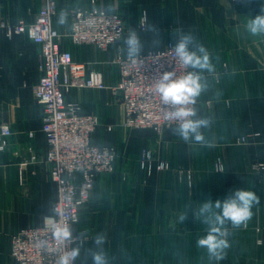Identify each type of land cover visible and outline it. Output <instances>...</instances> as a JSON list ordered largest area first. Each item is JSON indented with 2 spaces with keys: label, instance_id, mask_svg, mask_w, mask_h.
Returning a JSON list of instances; mask_svg holds the SVG:
<instances>
[{
  "label": "crops",
  "instance_id": "obj_1",
  "mask_svg": "<svg viewBox=\"0 0 264 264\" xmlns=\"http://www.w3.org/2000/svg\"><path fill=\"white\" fill-rule=\"evenodd\" d=\"M55 1L52 26L63 33L70 27L69 10L91 5V0ZM95 3L121 15L124 34L107 49L87 43L74 44L69 38L67 42L61 40V47L71 52L74 61L84 63L87 71L101 72L104 82L113 85L118 81L119 71L111 59L117 53L126 54L123 39L130 31L134 30L139 36L142 52L162 48L167 40L176 42L181 33L193 34L195 44L207 49L213 65V71L201 73L207 89L195 104L197 117L210 121L208 127L201 129L205 141L222 144L234 134L258 128L259 137L255 140L264 158V35L252 36L245 27L247 20L264 7V0H95ZM40 4V0H0V19L32 21ZM62 13L65 23L60 24ZM142 13L146 15L145 29L137 26ZM0 31L5 37H0V45L3 40V47L10 50L5 62L0 50V94L11 97L6 101L11 111L0 120L11 127L7 146L0 151V264H12L11 234L41 223L42 215L52 209L56 187L49 177L48 166H37L44 161L46 151L41 131L43 108L32 95V87L41 74L39 47L25 35L7 38L4 31ZM65 99L79 102L82 112L98 116L99 127L105 129V134L97 136L96 131L92 135L94 143L112 145L106 141L117 140L120 135L123 139L124 130L119 125L118 130H112L113 119L118 117L120 121L122 111L108 89L72 87L65 91ZM162 129L164 132L158 140L150 137L156 157L169 160L173 165H185L194 150L200 152L198 147L192 146L197 144L194 140L186 142L173 129ZM31 153L36 154L38 162L24 165L23 161ZM145 174L139 168H115L113 172L102 171L97 175L87 203L79 209V212L83 209V222L87 224L84 226L89 231L82 253L99 251L94 241L102 234L105 242L101 247L108 264H141L140 256L146 252L148 256L157 257L151 259L150 264H170L171 257L178 251L173 236L166 232V224L185 214V202L180 199L173 204L172 186L179 181L172 168L154 170L149 182L143 183ZM260 180L259 203L253 206L252 216L247 221L250 228L258 225L260 232L250 229L252 231L234 232L233 236L242 234L247 248H253L263 257L264 171ZM258 237L262 240L260 244L256 243ZM231 254H236L235 248Z\"/></svg>",
  "mask_w": 264,
  "mask_h": 264
},
{
  "label": "built area",
  "instance_id": "obj_2",
  "mask_svg": "<svg viewBox=\"0 0 264 264\" xmlns=\"http://www.w3.org/2000/svg\"><path fill=\"white\" fill-rule=\"evenodd\" d=\"M40 8L32 21L19 18L15 22L0 19V29L7 38L25 35L39 47L40 76L33 85L36 102L43 108L41 131L46 140L44 162L56 187V199L49 213L39 225L23 227L10 236L12 264H57L60 256L73 248V236L57 241L53 231L57 225H72L77 221L80 207L90 196L97 175L113 171L117 153L112 145L92 142L98 116L82 112L77 101L66 100L65 91L72 87L108 89L120 103L122 124L128 128H151L177 125L164 119V106L155 91L156 78L165 71L177 75L188 71L176 62L174 44L167 40L162 48L147 50L133 61L126 54L117 53L111 59L119 71L113 85L104 82L101 72L88 70L82 62L74 61L71 52L61 47V34L52 26L56 13L55 0H40ZM138 28L145 29L146 15L139 17ZM124 34L123 19L116 11H108L91 0L89 7H74L70 12V27L66 36L74 44H93L105 49L118 42ZM195 105H189L194 107ZM111 127L108 126V129ZM11 127L0 122V151L7 146ZM31 136V131L28 132ZM149 149H142L139 159L147 173L166 169L164 160L152 161ZM35 153L29 160L34 161ZM24 160L23 164H26ZM41 241L46 244L41 246ZM73 264H78L76 261Z\"/></svg>",
  "mask_w": 264,
  "mask_h": 264
},
{
  "label": "rangeland",
  "instance_id": "obj_3",
  "mask_svg": "<svg viewBox=\"0 0 264 264\" xmlns=\"http://www.w3.org/2000/svg\"><path fill=\"white\" fill-rule=\"evenodd\" d=\"M73 8L74 7H72L69 10V14ZM60 34L62 35L61 40L67 42L68 37L66 36V32L64 33L60 32ZM0 37L5 39L1 31H0ZM3 43H4L3 40H1L2 45H0V50H2V55L4 56V62H5V60H7L6 56L7 54H9L10 50L7 49L6 47H3ZM108 47L109 46H107V48ZM0 73H1V69H0ZM10 98L11 97L9 95L0 94L1 121L3 120L2 118L6 115H9V111H11L10 105H7L6 102L7 99ZM117 119L118 117L113 119L115 127H113L112 130L115 131L118 130L119 127H121L124 130V133L122 134L123 139L119 138L121 136L120 135L118 136L117 140L112 139L111 141H106L112 144V146L115 148L117 153V157H116L117 162L115 161V166L113 171L115 170V168L142 169L139 164L141 149H149L153 153L154 141H150V137H156V140H158V138L161 137L164 130L161 129L160 131H153L144 127L128 128L121 123L122 119L119 118L120 121H118ZM98 124L99 125L96 126L92 135L97 131V136H103V134H105V129L99 127L100 126L99 120H98ZM176 127L177 125H171L168 126L167 128L174 130ZM259 132L260 131L258 128H254L252 129L251 132L237 133L232 135L222 144L207 142V144L210 146H203L199 143L197 144L193 143L192 146L198 147L200 152L194 150L189 155L190 162L189 163L187 162L188 163V164L186 163L187 165L186 164L180 165L179 163L178 164L175 163L173 165L172 163L169 162V160L167 161L165 159L156 157L155 156L156 153L154 152L155 154H153L154 157L152 161L154 162H157L159 160L166 161L168 167L163 170L172 168L174 174H176L177 181H179V183L176 182L175 186H172L173 204L179 203L181 199L183 202H185V206H186L185 211L183 210L185 214L181 213V215H186L187 219L180 221L179 216H177L174 218L175 220L173 219L172 223L166 224V232L171 236H173V240H174L173 244L178 251L177 255H173L171 257L170 262L168 263L170 264H264V256L263 257L259 256V253H257V251H255L253 248L248 249L247 241L244 240L242 234L235 233V235L233 236L234 232L242 233L244 230H248V231L253 230L259 233L260 231L258 225H252V228H250L249 224L245 222L239 227H233L230 222L226 223L225 227L229 232L227 239L229 241L230 246L228 249L225 250L226 254L224 259L220 261H215L209 259L206 249L198 248L196 245V239L199 236L206 235V230L208 225L200 221H197L192 214L204 201L206 200H211L213 202H215L216 200L223 201L231 194L233 190L237 188L251 190L255 192L260 198L259 184L261 182L260 180L261 171H264V158H261L260 156V152H259L260 145L258 143V140H255L259 137ZM149 141L151 145H148ZM29 156L30 155H28V158ZM31 162L36 163L38 162V160L35 159L34 161H31L28 159L26 161V164ZM38 163L39 164L37 166L39 167L44 168L45 167L44 164L47 166V164L44 161ZM154 170L161 171L162 169L159 170L154 169ZM144 172L146 174L142 177L141 182L143 183L149 182V175H151L152 172L151 173H147L146 171ZM173 211H176V209L173 208ZM82 214H83V209H81V212H79L78 219L72 226L73 228L71 229V231H73L72 245L73 248L75 247L80 248V255L77 257L78 258L77 261L79 262V264H92L91 254L82 253V249H83L82 244L86 241V238H89L88 235L89 231L84 226V225L87 226V224H84ZM44 215H42V217ZM153 226L157 227V225H153ZM150 228L152 229V227H150L149 225V230ZM261 242H262L261 238L259 237L256 238V243L260 244ZM233 248H235L236 251L235 255L231 254ZM239 252L240 254H238ZM89 253H91V250L89 251ZM144 255L141 254L140 256L141 264H150L151 259L152 261L157 259V257L148 256L147 252ZM83 261L85 263H83Z\"/></svg>",
  "mask_w": 264,
  "mask_h": 264
},
{
  "label": "clouds",
  "instance_id": "obj_4",
  "mask_svg": "<svg viewBox=\"0 0 264 264\" xmlns=\"http://www.w3.org/2000/svg\"><path fill=\"white\" fill-rule=\"evenodd\" d=\"M111 10V9H110ZM59 23H65V14L62 13ZM246 30L252 36L264 35V7L259 14L251 16L246 22ZM195 37L191 33H181L174 44V54L176 62L184 68L199 71H188L186 74L177 75L176 71H165L155 80V91L159 96L161 104L164 106V119L177 121L174 129L184 141L194 140L203 146H210L205 141L202 128L209 126L210 121L197 117L195 105L200 94L207 89L206 81L201 73L205 70L213 71L210 54L202 45L195 44ZM125 52L129 60H137L142 53L143 46L137 33L132 30L123 39ZM259 203L258 195L245 189H235L223 201L206 200L192 213L197 221L208 225L206 235L196 239L198 248L206 249L210 260H223L226 249L229 248L227 239L229 232L225 227L226 223H231L233 227H239L247 222L252 216V208ZM180 221L187 219L186 215L179 217ZM57 241H68L72 239V231L68 225H57L52 233ZM105 237L98 234L95 238V245L99 251L91 253L92 264H108L106 255L102 250ZM46 244L41 241V246ZM80 255V248H72L60 256L57 264H73Z\"/></svg>",
  "mask_w": 264,
  "mask_h": 264
}]
</instances>
